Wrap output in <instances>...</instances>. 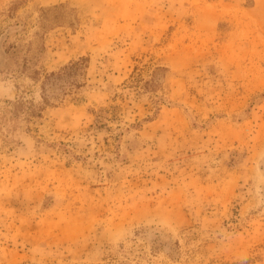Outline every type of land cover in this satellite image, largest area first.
<instances>
[{
	"label": "rangeland",
	"instance_id": "374dc122",
	"mask_svg": "<svg viewBox=\"0 0 264 264\" xmlns=\"http://www.w3.org/2000/svg\"><path fill=\"white\" fill-rule=\"evenodd\" d=\"M0 264H264V0H0Z\"/></svg>",
	"mask_w": 264,
	"mask_h": 264
},
{
	"label": "trees",
	"instance_id": "16d2710c",
	"mask_svg": "<svg viewBox=\"0 0 264 264\" xmlns=\"http://www.w3.org/2000/svg\"><path fill=\"white\" fill-rule=\"evenodd\" d=\"M87 61V57H81L80 59L70 61L58 71L51 72L47 76L48 82L56 81L57 83H59V85L62 86L65 84H69V86L72 85L73 88L82 86L80 76L84 75ZM56 82H53L52 84H55Z\"/></svg>",
	"mask_w": 264,
	"mask_h": 264
}]
</instances>
